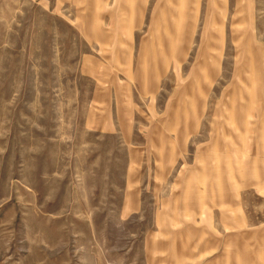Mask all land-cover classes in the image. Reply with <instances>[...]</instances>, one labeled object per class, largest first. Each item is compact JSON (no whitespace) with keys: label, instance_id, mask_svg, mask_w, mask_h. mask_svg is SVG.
I'll list each match as a JSON object with an SVG mask.
<instances>
[{"label":"rangeland","instance_id":"1","mask_svg":"<svg viewBox=\"0 0 264 264\" xmlns=\"http://www.w3.org/2000/svg\"><path fill=\"white\" fill-rule=\"evenodd\" d=\"M0 264H264V0H0Z\"/></svg>","mask_w":264,"mask_h":264}]
</instances>
